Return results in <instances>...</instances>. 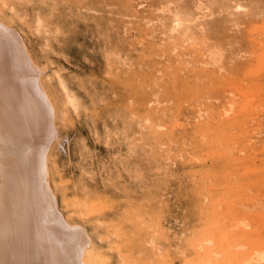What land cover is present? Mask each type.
<instances>
[{
    "label": "rangeland",
    "instance_id": "374dc122",
    "mask_svg": "<svg viewBox=\"0 0 264 264\" xmlns=\"http://www.w3.org/2000/svg\"><path fill=\"white\" fill-rule=\"evenodd\" d=\"M0 25L52 104L80 260L264 264V0H0Z\"/></svg>",
    "mask_w": 264,
    "mask_h": 264
},
{
    "label": "bare ground",
    "instance_id": "6f19581e",
    "mask_svg": "<svg viewBox=\"0 0 264 264\" xmlns=\"http://www.w3.org/2000/svg\"><path fill=\"white\" fill-rule=\"evenodd\" d=\"M182 15L172 13V31L184 23ZM4 27L0 25V264H87L86 258L80 260L82 254L88 257L84 233L57 210L47 180L50 147L58 139L52 104L21 40ZM4 193L11 199L5 200Z\"/></svg>",
    "mask_w": 264,
    "mask_h": 264
}]
</instances>
